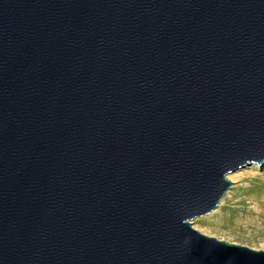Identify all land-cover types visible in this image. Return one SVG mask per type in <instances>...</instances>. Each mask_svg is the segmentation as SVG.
Here are the masks:
<instances>
[{
    "label": "water",
    "instance_id": "obj_1",
    "mask_svg": "<svg viewBox=\"0 0 264 264\" xmlns=\"http://www.w3.org/2000/svg\"><path fill=\"white\" fill-rule=\"evenodd\" d=\"M264 164V0H0V264H264L205 236Z\"/></svg>",
    "mask_w": 264,
    "mask_h": 264
},
{
    "label": "rangeland",
    "instance_id": "obj_2",
    "mask_svg": "<svg viewBox=\"0 0 264 264\" xmlns=\"http://www.w3.org/2000/svg\"><path fill=\"white\" fill-rule=\"evenodd\" d=\"M231 187L218 208L192 220L201 234L220 241L264 250V164L228 176Z\"/></svg>",
    "mask_w": 264,
    "mask_h": 264
}]
</instances>
